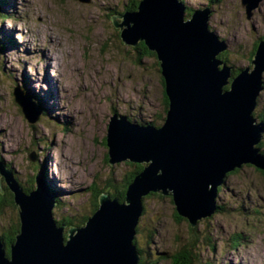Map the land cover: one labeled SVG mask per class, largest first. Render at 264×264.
I'll list each match as a JSON object with an SVG mask.
<instances>
[{
  "label": "rangeland",
  "instance_id": "374dc122",
  "mask_svg": "<svg viewBox=\"0 0 264 264\" xmlns=\"http://www.w3.org/2000/svg\"><path fill=\"white\" fill-rule=\"evenodd\" d=\"M5 1L0 7L1 158L24 185L46 169L50 187L61 197L55 220L60 215L80 218L90 214L94 189L111 194L134 168L130 161L108 162L106 131L114 109L140 124H163L160 63L142 58L137 64V52L109 19L124 13L132 0ZM207 1L183 0L190 11L209 6V25L227 41L223 57L236 76L253 66L254 45L264 42V0L250 17L241 0ZM16 88L39 97L31 98L43 109L38 122L29 123L20 111ZM256 108L259 113L264 108V89ZM0 178V193H5ZM164 196L146 199L134 237L147 264H171L164 256L187 244L192 228L202 238L197 251L206 264H264V176L255 166L243 163L226 178L218 195L224 210L195 227L177 217L173 199ZM13 212L7 209L4 216ZM4 219L0 214V225ZM237 233L244 240L235 249L230 239ZM205 236L214 249L204 243Z\"/></svg>",
  "mask_w": 264,
  "mask_h": 264
},
{
  "label": "water",
  "instance_id": "95a60500",
  "mask_svg": "<svg viewBox=\"0 0 264 264\" xmlns=\"http://www.w3.org/2000/svg\"><path fill=\"white\" fill-rule=\"evenodd\" d=\"M241 1L250 17L262 0ZM186 13L179 0H140L137 10L109 17L125 44L142 41L155 52L169 100L160 126L117 112L110 117L108 162L144 165L127 185L125 200L102 193L85 225L70 227L65 236V225L53 215L57 199L48 188V171L43 169L46 181L37 173L26 192L0 160V175L14 193L20 219L8 252L0 237V264H139L134 237L145 196H171L177 214L195 227L215 212L218 187L228 172L243 163L264 170V154L256 147L264 124L253 116L264 89V42L257 44L253 66L234 76L228 62L218 58L227 41L211 29V9L194 10L188 18ZM13 95L28 122H38L41 107L19 88ZM29 158L37 160L34 154Z\"/></svg>",
  "mask_w": 264,
  "mask_h": 264
},
{
  "label": "trees",
  "instance_id": "16d2710c",
  "mask_svg": "<svg viewBox=\"0 0 264 264\" xmlns=\"http://www.w3.org/2000/svg\"><path fill=\"white\" fill-rule=\"evenodd\" d=\"M139 1L140 0H132V1H130V4L127 5V7L125 8L124 11L137 10L138 6H139ZM220 1L221 0H208L207 3H209L211 5H216ZM5 2H6L5 0H0V7H2V5ZM114 13L118 14V12H114ZM112 15H110V16H112ZM120 36H121V33H120ZM9 43H10V45H12V40ZM132 48L134 49V51L137 52V61H136L137 64H140L142 58H154V59L157 60L155 52L149 50V48L146 46V44L144 42H142V41L139 42L137 46H135V47L132 46ZM256 48H257V44L254 45L252 56H254ZM218 58L221 61L228 62L227 61L228 59H225L223 57V52L221 54H219ZM156 64H158V63L156 62ZM158 71L161 74L160 69H158ZM161 81H162L163 86H164V81H163L162 78H161ZM28 91H29V95L31 96V98H33L34 100H36V99L39 100V97H37V94H35V92H32L31 90H28ZM162 102H163L164 112H167L168 107H169V100H168V97H167L166 93L164 92V90H163V101ZM38 103H40V101ZM258 109L259 108H256L254 110V112H253V115L255 117L257 116L256 114L259 113ZM114 112H116V109H114ZM258 116L257 117L259 119H257V120L263 122L264 121V108H263V110H261V112L258 114ZM159 119L164 121L165 116L163 117V116H161L159 114ZM160 125L161 124H158V126H160ZM256 147L259 149V152L264 154V148H263L264 146L262 144L259 143ZM0 160L1 161L3 160L1 158V155H0ZM130 164L134 168H133V171L127 175V177L125 179V182H124V185L122 187L116 188L113 192H110L111 196L117 197L120 201H124L125 198H126V192H127V187H128L127 185L130 184L133 181L135 175L138 172L142 171L143 168H144L143 164L134 163V162H130ZM5 165L7 166V168L11 169L14 172L13 168H11V166L9 164L5 163ZM239 169H236V170L228 172L226 178L228 176H230L231 174H235L236 172H238ZM260 172L264 176V170H260ZM41 175H43L45 180H47V178H46L47 174L44 171L41 173ZM34 176L35 175H33L32 178L29 180V182L26 183L25 185L22 184L18 180V178L16 176H15V178L19 181L21 186L27 192V191H30L33 188L32 183H33V180H34ZM222 187H223V185L218 187V193H217V196H216V208H215V212L214 213L224 210V206H222V205H220L218 203V195L221 192ZM4 189L6 190V192L5 193H0V214L3 216V218H5L4 219L5 222H2L1 225H0V237H1V240H2L3 244L6 246V249H7V252H8L10 245L15 241L16 235H17V233L20 230V219H19L18 206L16 205L15 200H14V193L9 189V187L7 185H5ZM50 192L52 194L56 195L58 202L61 201L60 195L58 193H54L53 190H52V187H50ZM93 193H94V200L92 201L93 205H92V209L90 211V214L82 215V216H80V218L67 216V215H60L59 217H56L55 221L57 222L58 225H65V236H67V233H68V230L70 229V227L85 225V222L88 219V217L90 215H92V213H94L98 209V207H99V196L101 195L102 192H101V190L99 188H97V190H95V189L93 190ZM151 197L164 198L165 196L160 194V193H157V192H154V193L151 192L147 196L144 197V200L146 201L147 198H151ZM170 198H172V197H170ZM144 204H145V202H144ZM144 208H145V205H144ZM7 209L13 210L14 211L13 214L9 215V216H4L6 214V210ZM176 216L181 219V216H179L178 214ZM75 220H78V221L76 222ZM192 229L195 230V233L187 241V244H185V245L181 244L179 246V249H177L174 253L166 254L164 256V257H168L169 258V260L171 261V264H206V262L203 260V258H201L200 252H199L200 251V243H201V239L202 238H200L198 236V233H196V228H192ZM137 231H139V223H138V225L136 227V234H137ZM136 234H135V237H136ZM243 240L244 239H243L242 234H238V233L234 234L231 237V239H230L231 244H232V248L236 249ZM203 241H204V243L206 245L208 244V246L212 247V249L215 248L214 243L211 242V238L209 239L208 237L205 236ZM134 243L136 244V238L134 239ZM197 250H199V251H197ZM138 251L141 254L143 252L141 248H138ZM139 264H147V263H146L145 259L142 257L140 259V261H139Z\"/></svg>",
  "mask_w": 264,
  "mask_h": 264
},
{
  "label": "bare ground",
  "instance_id": "6f19581e",
  "mask_svg": "<svg viewBox=\"0 0 264 264\" xmlns=\"http://www.w3.org/2000/svg\"><path fill=\"white\" fill-rule=\"evenodd\" d=\"M179 1H180V3H182V4L185 6V8H186V12H187V13H186V17L188 18V17L190 16V13H192L195 9H194V10L192 9V10L190 11V10H189L190 8H189V7H188V6H187L182 0H179ZM187 10H188V11H187ZM120 29H121V28H120ZM226 46H227V45H226ZM226 48H227V47H226ZM226 48H225V49H226ZM225 49H224V50H225ZM224 50H223V51H224ZM223 51H222V52H223ZM157 60H158V59H157ZM164 87H165V86H164ZM164 92H165V88H164ZM24 93H25V92H24ZM165 93H166V92H165ZM25 94H26V93H25ZM13 96H14V95H13ZM14 100H15V97H14ZM29 100L31 101V98H30V97H29ZM19 101H23V100L19 98ZM15 102H16V101H15ZM31 103H33V104H35V105L38 104L36 101H33V100L31 101ZM17 104H18V103H17ZM38 105H39V104H38ZM18 106H19V104H18ZM19 108H20V111L23 112V110H22V106H21V105L19 106ZM23 114L25 115V112H23ZM25 116H26V115H25ZM253 116H254V115H253ZM26 118H27V117H26ZM165 118H166V116H165ZM254 118H255V117H254ZM27 121H28V120H27ZM164 121H165V119H164ZM164 121H163V122H164ZM136 122H137V121H136ZM139 164H140V163H139ZM6 167H7V166H6ZM142 214H143V213H142Z\"/></svg>",
  "mask_w": 264,
  "mask_h": 264
}]
</instances>
